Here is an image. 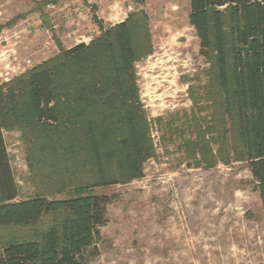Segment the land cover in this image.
I'll return each mask as SVG.
<instances>
[{"label":"rangeland","instance_id":"1","mask_svg":"<svg viewBox=\"0 0 264 264\" xmlns=\"http://www.w3.org/2000/svg\"><path fill=\"white\" fill-rule=\"evenodd\" d=\"M188 13L189 0H0V95L20 93L29 70L117 23L127 20L133 32L134 82L152 153L140 159L138 176L92 187L113 197L85 264H264L256 181L238 155L234 119ZM109 37L118 50L114 32ZM21 136L18 128L3 130L16 200L42 192ZM50 221L0 227V247L36 238Z\"/></svg>","mask_w":264,"mask_h":264},{"label":"trees","instance_id":"2","mask_svg":"<svg viewBox=\"0 0 264 264\" xmlns=\"http://www.w3.org/2000/svg\"><path fill=\"white\" fill-rule=\"evenodd\" d=\"M188 21L213 64L238 155L264 210V0H189ZM136 54L124 20L29 70L20 93L0 95V227L51 219L36 238L1 246L0 264L86 263L113 197L92 187L138 176L140 159L152 153L134 82ZM11 128L21 131L31 181L42 191L22 200L3 138ZM66 190L83 192L47 197Z\"/></svg>","mask_w":264,"mask_h":264}]
</instances>
